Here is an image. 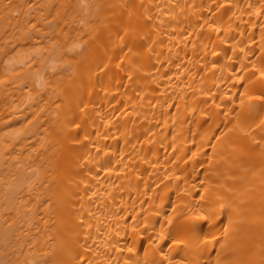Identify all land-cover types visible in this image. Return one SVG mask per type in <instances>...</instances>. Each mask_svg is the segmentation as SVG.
<instances>
[{
	"label": "bare ground",
	"instance_id": "6f19581e",
	"mask_svg": "<svg viewBox=\"0 0 264 264\" xmlns=\"http://www.w3.org/2000/svg\"><path fill=\"white\" fill-rule=\"evenodd\" d=\"M0 264H264V0H0Z\"/></svg>",
	"mask_w": 264,
	"mask_h": 264
}]
</instances>
